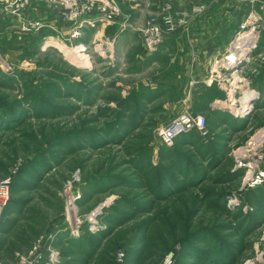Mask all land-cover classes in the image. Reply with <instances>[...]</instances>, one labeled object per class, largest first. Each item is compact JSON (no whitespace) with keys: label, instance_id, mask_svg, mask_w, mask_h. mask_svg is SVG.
Returning <instances> with one entry per match:
<instances>
[{"label":"rangeland","instance_id":"obj_1","mask_svg":"<svg viewBox=\"0 0 264 264\" xmlns=\"http://www.w3.org/2000/svg\"><path fill=\"white\" fill-rule=\"evenodd\" d=\"M160 1L145 23L167 5L191 7ZM50 12L34 17L38 31L15 26L0 43V178L21 163L0 264L44 235L58 264H161L169 252L174 264H264V100L242 99L264 59L252 69L235 33L225 54L238 60L219 69L207 58L193 75L184 44L144 51L145 23L114 43L86 30L70 39ZM185 111L205 118V135L161 143L158 131Z\"/></svg>","mask_w":264,"mask_h":264},{"label":"built area","instance_id":"obj_2","mask_svg":"<svg viewBox=\"0 0 264 264\" xmlns=\"http://www.w3.org/2000/svg\"><path fill=\"white\" fill-rule=\"evenodd\" d=\"M0 3L6 11L14 16L16 19L15 26L19 31L27 34L41 28L36 19L25 18V12L31 6L43 5L53 9L59 14L61 21L70 27V39H77L84 30L113 24L122 15L118 0H0ZM171 7L165 6L159 14L149 17L146 21L141 30L142 45L145 52L156 53L163 41L174 36L178 31H187L190 22L205 11L203 4L192 5L186 9ZM213 67H211L210 74L214 72ZM205 126L206 121L203 116L192 115L189 111H185L175 118L170 125L161 128L158 131V137L161 143L170 146L180 134L193 129L199 135H205ZM20 164V161H17L14 168L0 178V221L3 211L9 203L11 186ZM77 199H79L78 195H70L69 210L74 209ZM96 213L98 211H95ZM52 240V235L40 237L26 252L16 256L14 264H58L60 258L50 245ZM117 257L121 261L123 254L118 253ZM161 264H174L173 252H169Z\"/></svg>","mask_w":264,"mask_h":264},{"label":"crops","instance_id":"obj_3","mask_svg":"<svg viewBox=\"0 0 264 264\" xmlns=\"http://www.w3.org/2000/svg\"><path fill=\"white\" fill-rule=\"evenodd\" d=\"M118 1L122 11V17L118 23L122 24L114 23L102 26L101 28L91 29V31L87 29L85 35L88 34L91 40L93 36H104L105 39H111L114 43L125 32L126 27V32H134L137 28L143 27L147 13H157L158 9L162 7L160 0ZM180 2L186 4V6L197 4H203L205 6L204 13L190 22L187 31H178L174 36L163 41L159 46V49L167 45L170 46V43L177 47H179L178 45L180 43L187 46L188 52L185 54L184 59H182L184 61L185 71L187 69V72H189L188 70L191 69L193 70V75L197 74L198 70L196 69V71L195 68L199 67L201 64L200 61L207 58L214 61L212 64L215 62L220 63L226 57L225 53L231 50V46L227 49L231 36L237 33L238 42L243 34V29L255 30V34L253 35L257 38L255 50L247 53L246 46H244V49L237 47V55H250L248 59L252 61L250 62V65L253 64L251 65L252 69L259 58L264 59V0H181ZM50 10L47 6L33 5L28 9V15L32 18L39 17L45 20L52 14ZM58 23V18L54 17L53 24L57 25ZM14 27L15 22L12 15L0 3V43L2 38L3 40L4 38H11L12 33L16 32L12 30ZM224 54L225 56H223ZM209 67L210 64L207 69ZM252 85L250 91H248L250 95L247 93V96L249 98H257L259 96L263 101L264 71L262 78L255 77L252 80ZM245 94H243V100L247 99V97L246 99L244 98Z\"/></svg>","mask_w":264,"mask_h":264},{"label":"bare ground","instance_id":"obj_4","mask_svg":"<svg viewBox=\"0 0 264 264\" xmlns=\"http://www.w3.org/2000/svg\"><path fill=\"white\" fill-rule=\"evenodd\" d=\"M255 34V30L252 29V30H249V32H245L241 35V39H239L238 43L236 44L237 47L239 48H245L244 46H246V40L252 38V36ZM242 49V50H243ZM241 50V49H240ZM237 61L236 57L235 56H227L226 55V58L224 57L223 58V62H221L222 64L220 65V67H225L227 68L228 66H232V64H234L235 62ZM220 69V68H219ZM248 94H245L244 98L246 99V97L248 98L247 96ZM250 95V94H249ZM248 106L245 107L244 110H247Z\"/></svg>","mask_w":264,"mask_h":264},{"label":"trees","instance_id":"obj_5","mask_svg":"<svg viewBox=\"0 0 264 264\" xmlns=\"http://www.w3.org/2000/svg\"><path fill=\"white\" fill-rule=\"evenodd\" d=\"M201 107H203V105L201 104ZM206 107V106H205ZM11 188H12V186H11ZM11 198V197H10ZM10 201V200H9ZM4 212V211H3ZM3 215V214H2Z\"/></svg>","mask_w":264,"mask_h":264}]
</instances>
